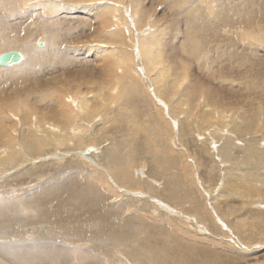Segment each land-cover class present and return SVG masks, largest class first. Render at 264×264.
Wrapping results in <instances>:
<instances>
[{
    "label": "bare ground",
    "instance_id": "1",
    "mask_svg": "<svg viewBox=\"0 0 264 264\" xmlns=\"http://www.w3.org/2000/svg\"><path fill=\"white\" fill-rule=\"evenodd\" d=\"M19 1H23V6H25V5H27V1H30V0H0V55L3 54V52L8 53L10 51H19L23 55V60L19 64H15L12 66L0 65V73H2V76L5 78H6V76H8V77L11 76L12 78H14V81H20L23 83V82H29L30 81V80H28V79H30L28 76L30 74H32V76H36L35 80H37V76H40V75L44 76L45 71L48 67H51L54 70V67L57 63L54 62L55 58H53L52 56L56 52H58V53L60 52L59 50L61 49V47L58 50V43H59L58 41L59 40L61 41V36L57 33H54L51 36V38L49 39V42L46 43L47 47H45L44 49H42L45 46V43H43V42H41L42 43L41 47H38L39 42L34 44V46L29 41L26 42L25 44L21 43L20 41L21 40L23 41L24 38L23 39L18 38L19 34L22 31L21 27L19 26L20 25L19 22L24 24L29 20L33 21L35 18H33V16H32V11L28 14H25V15L24 14L20 15L18 13ZM46 1H49V0H46ZM51 1H59V0H51ZM51 1H50V4H52ZM105 1H107V0H105ZM133 1H141V0H133ZM169 1H172V3H173L174 1H184V0H169ZM190 1H192V0H190ZM195 1H200L201 3H205L207 6V8H206L207 10H204V8H196L194 11L189 9V10H184L181 13V15L185 18L187 25L198 34V36H196V39L198 40L197 43H194V41L192 39H189V41H188L189 45L187 43L185 46L186 47L188 46V48L191 50L195 49L197 51V53L201 54V56L204 58L209 57V54L212 55L214 53V49H215L214 47L215 46L217 47V49H219L220 47H223V46H226L229 44H231L230 46L234 45L233 43H230L228 41H224L223 39H219L217 42H215V40L209 41V39L206 36V34L209 33L208 31H210L211 33H215L216 35L220 36L219 34L222 33L223 28H230L229 30L226 29L227 33H231L232 30L238 31L237 25L240 21L243 22L242 25H244V27H247L250 24L249 22H252L251 18H255L256 20H264V0H195ZM214 1H217V2H214ZM221 1H223V2L221 3ZM239 1H241V2H239ZM253 1H258L259 3H262L263 6L257 5V7L254 8L253 6H255L256 4ZM97 2L98 1H96L95 3H97ZM101 2H102V0H101ZM107 2H109V0ZM103 4H105V6L104 5L102 6L99 4L95 5L91 9V11H96L97 10L96 7H98V11L94 12V13H96L97 16L99 14L100 15L108 14L107 11L111 7H109V5H106V3H103ZM214 4H216V6H213ZM106 6H108L109 8H107ZM188 6H190V5H188ZM258 6H260L261 8H259ZM116 8H117V6H116ZM216 9H225L226 15L221 16L220 11L215 12ZM133 11H134V8H133ZM135 11H136V9H135ZM229 11H230V13H229ZM35 12L37 13V11H35ZM259 12L262 13V16ZM206 13H207V16H206ZM241 14L243 16H241ZM144 15H146V14H144ZM98 18H100V17H97V19ZM142 18H144V17L140 16L137 19L138 25H139V22L141 23ZM209 18H213V19H209ZM237 21H239V22H237ZM142 24H143V22H142ZM258 25H260V24H258ZM140 28H141V26H140ZM33 33L41 34L42 33L41 26H39V27L37 26L33 30ZM28 34H29V32L27 31L26 34L24 33L22 35V37H27ZM143 37H148L146 39L145 38H143V39H145V42L146 43L148 42V44L151 47L147 50L149 55L150 56L155 55L157 51H155V49H154V44H153L154 42H152V43L149 42V40H150L149 37H154V36L148 35V36H143ZM27 39H28V37H27ZM258 39H259V37H258ZM139 40H140V38H139ZM141 43H142V41H141ZM225 43H226V45H225ZM142 47L145 49L148 48L143 43H142ZM190 47H192V48H190ZM40 49H42V50H40ZM103 49H104V47H103ZM231 49H232V47H229V50H231ZM106 50H107V48H106ZM98 51H99V49H98ZM163 54H165V53H163ZM247 57L252 58L251 56H247ZM141 60H143V59H141ZM156 60L159 61L160 63H162V60L160 59L159 54H156ZM218 60H219V58L217 57V54H216V57L213 58V62H218ZM125 64H126V62H125ZM125 64H123V66ZM165 64H164V66H162V69L160 67L161 71H160V73L158 71L159 75L157 77H159V76L162 77V75L167 74L169 76V78H172V74L169 71V69L171 67L168 68V66H167L168 64L167 65H165ZM119 65H122V64L119 63ZM254 65H256V63H254ZM152 67H153V65H152ZM120 68H121V66H120ZM144 68H145V70L147 69L146 67H144ZM82 69H84V68H82ZM77 72H79V70ZM129 72H131V71H129ZM138 72L139 71H137L136 73L138 74ZM176 73H177V71H176ZM252 73H253V71H252ZM97 74H100V73H97ZM139 75H141V74H139ZM174 75H176V74H174ZM182 76H183V74H182ZM252 76L253 75H249L248 77H252ZM61 77H62V75H61ZM99 78H100V76H99ZM178 78H179V76L175 79L177 80ZM251 79H253L254 81L250 82V85H251L250 87L256 88L257 81H255V80H257V79H254V78H251ZM2 80H3V78L1 77L0 81H2ZM57 80L58 81H54L55 82L54 85L58 89V87L62 83L60 81L61 84H58L57 82H59L60 79H57ZM168 80H171V79H168ZM178 80H180V78ZM178 80H177V83H178ZM261 80H263V78H261ZM120 81H122V80L120 79ZM71 82H72V80H71ZM45 84H47V82ZM45 84L41 83L40 85H42V87L44 88V86H47ZM48 84L51 85L52 82H51V84L50 83H48ZM76 84H74V85H76ZM155 84H156V82H155ZM175 84H176V82L174 83V88H176ZM82 85H84V83ZM117 85H119V83H117ZM169 85H171V84H169ZM169 85H168V87H170ZM190 85L192 87V84H190ZM171 86H173V85H171ZM125 87L128 90L127 95H129V97H130V95L131 96L138 95V94H136V92L138 90H137V87L134 83L131 84V82H130ZM10 88L11 87H9V89ZM56 88H55V90H56ZM123 88H122V90H123ZM185 88H186V86H185ZM13 89H12V92H13ZM21 89L22 88H20V90L19 89H16V90L21 91ZM34 89H36V88H34ZM67 89L69 90V86H67ZM100 89H102V88L100 87ZM165 89H166V87H165ZM167 89H169V88H167ZM24 90H25V88H24ZM29 90H31V89H29ZM122 90H121V92H122ZM158 90H161V89H158ZM164 90H162V91H164ZM19 91H18V93L20 94ZM155 91H156V89L154 90V92ZM193 91H195V90H193ZM55 92H54V94L58 95ZM156 92H158V91H156ZM159 92H161V91H159ZM174 92H175V90H174ZM242 92H243V90H242ZM102 93H103V91H102ZM8 94L9 95H7V98H6V100L8 102H13V99L17 98V97L14 98L15 95L17 96V94H15V93L10 92ZM19 94H18L17 100L19 99V96H20ZM27 94H29V93H27ZM27 94L26 95L22 94L23 95V97H22L23 101H21V102H25V103L29 102V98H28ZM93 94L94 93H91V96ZM143 94H144V92H143ZM181 94H184V93L181 92ZM189 94H191V93H189ZM196 94H199V93L197 92ZM208 94H210V93L208 92ZM41 95H40V97H42V100H40V101H42L43 104H44V102H46L45 100H49L52 97L50 94L44 95V93H43ZM70 95H69V97H70ZM171 95L169 97H171ZM204 95H205V93H204ZM103 96H105V98H106L108 95H107V93L106 94L104 93ZM181 96H183V95H181ZM73 97L75 98L74 95H73ZM87 97H89V96H87ZM263 97H264V95H263ZM52 98H54V97H52ZM55 98H54V100H55ZM102 98H104V97H102ZM151 98H152V96H151ZM162 98H163V100H165L164 97H162ZM171 98H173V97H171ZM182 98H185V97H182ZM250 98H248V100ZM3 99H4V97H3ZM127 99H129V98H127ZM168 99L169 98H167V100ZM34 100L37 101L36 99H34ZM56 100H57V98H56ZM94 100H97V99H92L93 103L95 102ZM109 100H110V98H109ZM175 100L177 101V99H175ZM183 100L186 101V99H183ZM52 101H51L50 105H52ZM60 101H61V99H60ZM147 101H145V102L147 103ZM153 101H155V100H153ZM180 101H181V99H180ZM217 101H218V99H217ZM47 102H49V101H47ZM67 102H69V101H67ZM72 102H74V101H72ZM89 102H91V101H89ZM102 102H104V101H101V103ZM108 102H110V101H108ZM219 102L223 103L222 101H219ZM30 103L29 104L27 103V104L31 105ZM38 103H39V101H38ZM136 103H137V100L133 99V104L136 105ZM208 103H209V101H207V104ZM217 103H215V105ZM14 104H15V102H14ZM33 104H35V103H33ZM90 104H92V103H90ZM128 104H130V103H128ZM17 105H19V104H17V101H16V107H17ZM20 105H21V103H20ZM83 105H84V103H83ZM87 105H89V104H87ZM14 106L11 105L12 108ZM213 106L211 105V107H213ZM220 106H221V104H219L218 107H220ZM6 107H7L6 111L10 110V108L8 109V106H6ZM33 107H35V106H33ZM45 107L47 108L48 106H45ZM76 107H77V105H76ZM88 107H90V105ZM199 107L200 106L198 105V108ZM211 107H209V108L212 109ZM222 107H224V106H222ZM27 108H30V107L28 106ZM50 108H47V109H50ZM59 108L53 106L52 109H50L51 114L53 111H56ZM22 109H23V107H22ZM31 109H32V107H31ZM36 109H37V107H36ZM36 109H35V112H36ZM39 109H41V108H39ZM80 109L84 112L85 108L84 109L80 108ZM87 109L88 108H86V110ZM104 109H106V108L103 104L102 105L96 104V106L93 105V108L88 109L87 112H84L83 116H84V118H86L89 121L90 115H96L98 112H101ZM14 110L17 111L16 108ZM46 110H44V111H46ZM76 110L73 113H75ZM78 110H79V108H78ZM204 110L205 109H203L202 112ZM216 110H215V112H216ZM21 111L19 110V112H21ZM130 111H131V109H130ZM208 111H209V109H208ZM257 111H260V110L257 109ZM1 112L2 111L0 109V114H1ZM10 112H11V110H10ZM59 112L60 111H58L57 113L55 112V115L59 114ZM181 112H183V111H181ZM199 112H200V110H199ZM224 112H226V111L224 110ZM7 113H8V111H7ZM11 113H8V114H11ZM15 113H17V112H15ZM31 113L33 114V111ZM61 113L59 114V116L61 115ZM88 113H90V114H88ZM183 113H185V112H183ZM197 113H198V111H197ZM210 113H211V111H210ZM210 113H203V114H201V116L197 117L198 118L197 124L199 126H196V127L199 130H203V128H207V126H210L211 124H217V127H215V129L222 127L221 123L217 122L215 120V118L212 116L213 112H212V114H210ZM26 114H28V113H26ZM26 114H24V112H23L24 116H26ZM193 114H194V112H193ZM251 114H253V113H251ZM4 115H5V113L0 117V127L1 128L4 127V131H2L3 133H5V131H6L5 129L8 128V127L6 128L7 124H5L6 118L4 117ZM13 115H15V114H13ZM16 115L19 116L18 113ZM29 115L26 117H24L22 115H20L19 117L17 116L18 118H21L20 119L21 121L20 120L19 121L22 122L23 125L20 124V125H22V127L23 126L27 127V125H29V123L27 124ZM39 115H41V113L38 114V116ZM80 115H81V113H80ZM80 115H78V113H77L76 116H80ZM196 115H194V116H196ZM225 115H224V118H225ZM229 115H230V118L232 119L231 121L233 123V124H231L232 126L230 127V130H232V132H234V134H236V135L230 134V136H234L235 139L238 138L239 140H241L242 145H243V142L245 143V141L246 140L247 141H246V147L244 148V150L241 148L239 150L237 149L238 151H236V153H232V150L235 149V148H233V146H236V144L233 145L231 140H225V141H224V139L222 140V142L223 141L224 142H223V144L221 143L222 146H219L220 147L219 148V155L223 158L224 161H226L228 163V165L225 167V169L227 170L226 174L223 175L222 179H221V176L219 175L220 171H217L215 168H214L215 170H212L211 169V167H212L211 163L208 162L209 160L207 161L206 159L201 158V157L199 158L197 164H198V167L201 169L202 174L199 176V179H195L196 177L192 178L194 176L191 177V173L189 171L187 172V170H186L188 165L183 166V167L180 166L181 163H180L179 159H181V161H183V158H180L181 156L183 157V155H181V156L178 155V156H180L178 159V156L175 155L173 151L169 152L166 149H164V154L161 157H159L157 154H155L151 151V149L149 148L150 146H148V144L143 139H141L140 137L139 138L134 137V136L132 138L126 137L124 140L125 142L124 141L120 142L119 145H117L116 147H113V148H108L105 150V152H103L104 149L103 150L100 149L101 151L99 149L98 150H95V149L94 150H87L86 149V151L81 152L79 150V147L84 146V145L87 146L86 144H88L92 141L94 142V140H96V141L98 140L95 137V134L97 133L96 132L95 134H93L92 136L90 135V137H87V138H80V135H81L80 134L78 136L79 138L76 137L75 138L76 140L74 142L70 141L71 147L69 149H67L69 151V154L62 155V154H60V151L57 152V150H56V152H57L56 156L65 158V160H67L69 158H70V160H73V158L78 159L77 160L78 162L71 161L70 164H68L67 166L58 168L59 174L55 177H50L49 174L47 173L48 171H45L44 175H40L41 172H33L31 170V172H33L34 176L38 177L39 179H41L42 177L43 178L45 177V179L41 182V184H39L35 188L28 190L22 194H17L18 192L16 193L14 189H16V187L22 188V185L24 182L28 183L29 180L31 179L30 178L31 172H30L29 168H26L25 170L20 171V172H16V173H13L12 171H10V170H12L11 168L13 166L14 160L16 158H19L18 160H20V159L22 160V158H21L22 156H20L21 154L15 150L13 153L18 152L19 157L11 155L9 148H11V147L14 148V146L9 141H11L12 139L9 140V138H8V141H7V139H5L8 142V144H11L12 146L11 145L9 146L6 143V141H5V143L3 142L6 145H4L3 143L0 144V145H2V147L0 146V148H1L0 163H3V165L1 164L2 166L0 165L1 166L0 169H3V170H0L1 171L0 176L2 174L7 175L6 178H4V176H3L2 179H0V190H5V193L0 192V264H246L247 262L252 261V260L264 261V210H262L261 205H257V203H263L264 202V173H263V169H261V167H263V165H264V148H259L260 145L257 146V142L259 140L258 137L260 134L258 135L254 131L255 124L250 119L252 117V115H251V117L249 116L250 118L243 119V121H241V119L239 120V116H241V115H238V117L236 119H235L236 115L233 112ZM31 116H33V115H31ZM73 116H72V118H73ZM132 116H133V114H132ZM222 116H220V117H222ZM54 117L55 116L53 115V117L50 119V121L54 122L53 123L54 126L52 127V129H50L51 130L50 133H51L52 139L54 138V141H53L54 144L58 145V147H62L65 143L62 142L63 136L62 137L60 136L61 135L60 130L65 129L66 127L69 130L70 129L69 125L72 128V125H74V123L72 122L73 119L71 121L70 117H69V119L61 118L58 120L57 116H56L57 119ZM61 117H64V116H61ZM25 118H27V119H25ZM230 118H229V120H230ZM42 119H44L43 116H42ZM153 119L155 120V118H153ZM226 119H227V117H226ZM226 119H225V121H226ZM37 120L39 122V119H37ZM46 120H47V118H46ZM172 120L174 121V119H172ZM100 121H102V120H100ZM29 122L32 123L33 121L31 122L29 120ZM38 122L36 121V124H34L35 125L34 127H36ZM43 122L47 123V121H45V120ZM43 122H41V123H43ZM41 123L39 126H41V125L44 126V124H41ZM49 123L50 122H48V124ZM143 123H144V121L142 122V124ZM147 123H149V122H147ZM153 123H154V121H153ZM155 123H157V122H155ZM189 123H191V122H189ZM262 123H263V121H262ZM157 125H159V123L155 124L154 128ZM194 125H195V123H194ZM194 125H191V126H194ZM39 126H37L36 128L38 129ZM75 126L77 127V125H75ZM75 126H73V127H75ZM34 127L32 125L31 129L32 128L34 129ZM86 127H87L86 125L81 124L78 127V130H75L76 133L75 132L74 133L77 134V132H81L82 130L86 129ZM111 127H113V126H111ZM138 127H139V125H138ZM145 127H147V126L145 125ZM160 127L161 126H159V128ZM44 128H45V126L43 127V129ZM114 128H112V129H114ZM25 129H26L25 131H22V129L20 127V131H22L21 135L18 134L19 129L16 131L14 130V132H15V134H18L20 136V138H19L20 144L22 145L25 154H28V156L32 157L33 159L37 158L40 156V150H41L40 146L37 142L38 139H36L35 135H33L30 132V128H29V130H27V128H25ZM37 129H35V130L37 131ZM43 129L41 128V131H43ZM98 129H100V128H98ZM147 129H149V128H147ZM23 130H24V128H23ZM68 130H67V132H68ZM71 130H73V129H71ZM159 130H157V131H159ZM41 131H39V132H41ZM137 131L139 132V130H137ZM148 131H150V130H148ZM160 131H162V130H160ZM212 131H213V133H214V131L216 133V130H212ZM9 132H11V131H9ZM166 132H167V130H166ZM197 132H199V131H197ZM260 132H262V127H261V130L259 131V133ZM37 133H36V136H38ZM66 133H64V134H66ZM70 133H71V131H70ZM110 133H112V132L110 131ZM153 133H155V132L153 131ZM204 133H206L205 129H204ZM204 133L202 131V134H204ZM210 133H212V132H210ZM221 133H223V132H221ZM44 135H48V134L44 133ZM155 135H157V134H155ZM130 136H132V135H130ZM151 136H149V137H151ZM180 136H181L182 141H185V138L188 139L189 129L187 127V124L186 125L181 124L180 135L178 137H180ZM190 136H191V134H190ZM216 136H218V135H216ZM10 137H11V135H10ZM73 137L74 136H72V138ZM234 137H233V139H234ZM45 139H47V138H45ZM214 139H216V137H214ZM112 140H114V139H112ZM136 140H137V143L142 141L141 145H140V154H143V153L148 154L149 152H151V154L150 153L149 154L152 155L151 159L153 161V162L152 161L150 162V164H152V166H150V167L148 166V169L145 170V174L142 173L141 176L137 179H135L130 168L133 167L134 158L138 157V155L135 154L134 150L128 149V144H132V143L136 142ZM197 140L198 139L196 138V142H197ZM210 140L213 141V139H210ZM49 141H50V139H49ZM118 141H119V138H118ZM41 142L44 143L43 141H41ZM103 142H105V141H103ZM205 142H207V141H205ZM14 143L16 144V142H14ZM106 143H107V140H106ZM114 143H116V142H114ZM233 143H235V142H233ZM187 144H188V142H187ZM202 146H204V145H202ZM22 147H20V148H22ZM84 147L82 149H84ZM20 148H18V149H20ZM91 151L95 152L96 154L98 152L97 156L92 154ZM181 151H183V150H181ZM46 153L52 154L51 151H48ZM240 153L243 155H241ZM54 154H52V155H54ZM26 159H27V157H26ZM142 160L143 159H141V161ZM16 161H17V159H16ZM147 161H149V158L147 159ZM87 162H90L91 164L93 163L95 165V167L98 166L101 169L104 167L105 169H102L104 171V173H102V174L110 177V180L115 185L114 186L115 188H113L112 185H110L112 182L109 184L110 186L107 185L108 183H106L107 186H104L103 183L101 184V182L99 183V181H97L99 178L98 179L96 177L94 178V176L96 174L94 176L92 175L94 173L93 171H92L93 173L87 172L88 169L86 171V168L84 167V164H86ZM39 163L42 164L41 169L45 170V168H46L45 163L43 161H40ZM146 163H149V162H146ZM139 164H138V166H139ZM143 164H144V162H143ZM150 164H148V165H150ZM182 165H184V164H182ZM140 166H142V165L140 164ZM139 168H137V169H139ZM176 168H178V169L180 168L184 173H189L190 177H189V174L187 176V174L183 175V174L178 173V172L174 173L173 170ZM30 169H31V167H30ZM141 169L139 170L140 172L143 171V169L142 170ZM139 171H137V172H139ZM50 172H53V171H50ZM135 175H137V174H135ZM218 182H219V184H217ZM212 187H214V188H212ZM6 195L11 196V197H7ZM66 196H67V198H65ZM119 198H120V200H119ZM120 201H122V202H120ZM254 204H256V205L254 206ZM149 215H152V216L149 217ZM201 233H204V234H201ZM84 245H87V246H84ZM237 249H240V250H237Z\"/></svg>",
    "mask_w": 264,
    "mask_h": 264
},
{
    "label": "rangeland",
    "instance_id": "2",
    "mask_svg": "<svg viewBox=\"0 0 264 264\" xmlns=\"http://www.w3.org/2000/svg\"><path fill=\"white\" fill-rule=\"evenodd\" d=\"M45 1L46 0H30V1H27V5H25V6H23V1H19L18 13L20 15H23V14L25 15V14H28L32 11V16L35 19L33 21L29 20L24 24L19 22L20 23L19 26L21 27L22 31L19 34L18 38L19 39L24 38L23 41L22 40L20 41L21 43L25 44L26 42L29 41V42H31V44L33 46L37 42H43V43H45V46L42 49H44L45 47H47L46 43L49 42V39L51 38V36L54 33L59 34L61 36V41L59 40L58 42L61 45L58 43V50L60 49V47H61V49L59 50L60 51L59 53L56 52L52 56L53 58H55L54 62L57 63L54 67V70L51 67H48L45 71L44 76H42V75L37 76V80H35L36 76H32V74H30V75H28L30 78L28 80H30V81L29 82H23V83L20 81H14V78H12L11 76H9V77L6 76V78H5L2 76V73H0V78L1 77L3 78V80L0 81V103H1L0 109L2 111L1 112L2 115L5 113V115H4V117L6 118L5 124H7V125L9 124L8 126L6 125V128L8 127L7 128L8 130L5 129L6 130L5 133L2 132V131H4V127H2V128L0 127V131H1L0 132V144H2L3 142L5 143V141H6L5 139H7V141H8V138H9V140L12 139L11 141H9L14 146V148L13 147L9 148L11 155L19 157V154H18V152H19L21 154L20 156H22L21 157L22 160L21 159L18 160L19 158H16L17 161H16V159L14 160L13 166L11 168L12 170H10V171H12L13 173H16V172L23 171L26 168H29L30 172L32 170L33 172H41L40 175H44V172L48 171L47 173L49 174L50 177H55L59 174L58 168L67 166L68 164H70L71 161L78 162L77 161L78 159L73 158V160H70V158H69V159L65 160V158L56 156L57 152L60 151V154H62V155L69 154V151L67 149H69L71 147L70 141L74 142L76 140L75 138L76 137L79 138L78 136L80 134L83 136L82 137L80 135V138H87V137H90V135L92 136L93 134H95L97 132L95 134V137L99 141L97 140L98 141L97 142L96 140H94L95 143L92 141V142L86 144L89 148L85 145H84L85 147L84 146L79 147V150L81 152L86 151V149L87 150H94V149L95 150H98V149L103 150L104 149L103 152H105L106 149L113 148V147H116L117 145H119V143L123 142L126 137H130V138H132L133 136L138 137V138L140 137L141 139H143L148 144V146H150L149 148L151 149V151L153 153L157 154L159 157H161L164 154V149H166L169 152L173 151L174 154L177 156L183 155V157L178 156V159H179V157L183 158V161H181V159H179V161L181 163L180 166L183 167V166L188 165L186 170H187V172L189 171L191 173V177L194 176L192 178L196 177L195 179H199V176L202 174L201 169L198 167V164H197L199 158L201 157V158L206 159L207 161L209 160L208 162L211 163V166H212L211 169L212 170L216 169L217 171H220V174L219 173L218 174L221 176V179H222L223 175L226 174L227 170L225 169V167L228 165V163L226 161H224L223 158L219 155V148H220L219 146H222V144L225 140H231L233 145L236 144V146H233V148H235V149L232 150V153H236V151H238L241 148L244 150V148L246 147V141H247L246 140L245 143L243 142V145H242L241 140H239L238 138L235 139L234 136H230V134L236 135V134H234V132H232V130H230V127L232 126L231 124H233V123L231 121L232 119L230 118L229 114H231L232 112L236 115L235 119L238 117V115H241V116H239V120L241 119V121H243V119H245V118H250L252 115V117L250 119L255 124L254 131L258 135L260 134L258 137L259 140L257 142V146L260 145L259 148H264V120H263L264 119V105H263L264 104V97H263V95H264V20H256L255 18H251L252 22H249L250 24L247 27H244V25H242V23H243L242 21H240V22L237 21V22H239L237 25L238 31L232 30L231 33H227L226 29L229 30L230 28H223L222 33L219 34L220 36L216 35L215 33H211L210 31H208L209 33H207L206 36L209 39V41L215 40V42H217L219 39H223L224 41H228L230 43H233L234 45L230 46L231 44L226 45V43H225L226 46L220 47L219 49H217V47L215 46L214 47L215 48L214 53L212 55L209 54V57L204 58L201 56V54H198L195 49L191 50L188 48V46L187 47L185 46L188 43L189 39H192L194 41V43H197L198 40L196 39V36H198V34L187 25L185 18L181 15V13L184 10H189V9L192 11H194L196 8H204V10H207L206 4L201 3L200 1L184 0V1H174L173 3H172V1H169V0H141V1L109 0V2H107L108 0L107 1L102 0V2H101V0H59V1L49 0L46 2ZM50 1L52 2V4H50ZM96 1H98V2L95 3ZM214 2H217V1H214ZM222 2L223 1H221V3ZM239 2H241V1H239ZM253 2L256 4L255 6H253L254 8L257 7V5L263 6V4L259 3L258 1H253ZM103 3H106V5H109V7H111L110 8L111 10L109 9L107 11L108 14H106V15H104V14L100 15L99 14L97 16L96 13H94V12L98 11V7H96L97 8L96 11H91V9L97 4L105 6V4H103ZM188 5H190V6H188ZM116 6H117V8H116ZM213 6H216V4H214ZM260 6H258V7L261 8ZM106 7L109 8L108 6H106ZM133 8H134V11H133ZM135 9H136V11H135ZM35 11H37V13ZM216 11H218V12L220 11L221 16L226 15L225 9H216L215 12ZM229 13H230V11H229ZM144 14H146V15H144ZM260 14L262 16V13H260ZM138 16L144 17V18H142L141 23L139 22V25L137 23V19L139 18ZM206 16H207V13H206ZM241 16H243V15L241 14ZM97 17H100V18L97 19ZM209 19H213V18H209ZM142 22H143V24H142ZM258 24H260V25H258ZM37 26L38 27L41 26V30H42L41 34L33 33V30ZM140 26H141V28H140ZM27 31L29 32V34L27 36L28 39H27V37H22V35L24 33L26 34ZM148 35L154 36V37H149L150 38L149 42H151V43L154 42L153 43L154 49H155V51H157L156 54L160 55V59L162 60V63H160L159 61L156 60V54L152 55V56L149 55L147 50L151 47L148 44V42L147 43L145 42V39L148 37H143V36H148ZM138 37L140 38V40ZM258 37H259V39H258ZM143 38H145V39H143ZM141 41L145 46L148 47L147 49L142 47ZM188 45H189V43H188ZM103 47H104V49H103ZM229 47H232V49L229 50ZM97 48L99 49V51L100 50L101 51L99 52ZM106 48H107V50H106ZM190 48H192V47H190ZM42 49H40V50H42ZM3 53H5V52H3ZM163 53H165V54H163ZM216 54H217V57L219 58V60H218V62H213V58L216 57ZM247 56H251L252 58H248ZM140 58L143 60H141ZM125 62H126V64H125ZM119 63L122 65H119ZM254 63H256V65H254ZM123 64H125V65L123 66ZM164 64L165 65L168 64L167 65L168 68L171 67L169 69V71L172 74V78H169V76L167 74L162 75V77L159 76L160 78L157 77L159 75L161 69H162V66H164ZM152 65L154 68L152 67ZM120 66H121V68L122 67L123 68L121 69ZM143 66L146 67L147 69L145 70V68ZM160 67H161V69H160ZM82 68H84V69H82ZM78 70H79V72H77ZM129 71H131V72H129ZM137 71H139V72L141 71V72L140 73L138 72V74H137L136 73ZM158 71H159V73H158ZM176 71H177V73H176ZM252 71H253V73H252ZM97 73H100V74L102 73V74L100 75ZM139 74H141V75H139ZM174 74H176V75H174ZM182 74H183V76H182ZM61 75H62V77H61ZM249 75H253V76L248 77ZM99 76H100V78H99ZM178 76H179L180 80H178L179 79L178 78L177 79L178 83H177V80L175 78H177ZM68 77L69 78L71 77V78L69 79ZM167 78L171 79V80H168ZM251 78L257 79V80H255V81H257L256 88L250 87L251 86L250 82L254 81ZM261 78H263V80H261ZM57 79H60L59 82H57L58 84L62 83L59 86L60 88L58 87V89L54 85V83H55L54 81H58ZM120 79L122 81H120ZM71 80H72V82L73 81L74 82L72 83ZM60 81H61V83H60ZM46 82H47V84H45ZM51 82L54 86L51 84ZM130 82H131V84L134 83L136 85L137 90H138L136 92V94H138V95H135V96L130 95V97H129V95H127L128 90L125 86H127V84ZM155 82H156V84H155ZM175 82H176V84H175L176 88H174ZM41 83L45 84L47 86H44V88H43L42 85H40ZM48 83H50L52 86L49 85ZM83 83H84V85H82ZM117 83H119V85H117ZM74 84H76V85H74ZM169 84H171L173 86H171ZM190 84H192V87ZM168 85L170 87H168ZM67 86H69V90L67 89ZM185 86H186V88H185ZM9 87H11L10 88L11 90L9 89ZM100 87L102 89H100ZM121 87L122 88L124 87L123 90ZM165 87H166V89H165ZM20 88H22L21 91H19ZM24 88H25V90H24ZM34 88H36V89H34ZM55 88H56V90H55ZM167 88H169V89H167ZM12 89H13V92H12ZM16 89H19L18 91L20 92V94L18 93V91ZM29 89H31V90H29ZM120 89L122 90V92ZM155 89H156V91H158V92L161 91V92H159V93L156 91L154 92ZM158 89H161V90H158ZM171 89L172 90L174 89L175 92H174V90L172 91ZM36 90L37 91L39 90V91L37 92ZM162 90H164V91H162ZM193 90H195V91H193ZM242 90H243V92H242ZM102 91H103V93H102ZM10 92L17 94V96L15 95L14 98L15 97L18 98V94H19L20 95L19 99L17 100V98H16V99H13V102H8L6 100V98H7V95H9L8 93H10ZM54 92L58 95H55ZM143 92H144V94H143ZM181 92L184 94H181ZM186 92L188 94L189 93H191V94L188 95ZM197 92L199 94H196ZM208 92L210 94H208ZM27 93H29V94H27ZM43 93H44V95L50 94L52 97H54V98L56 97L57 100H56V98L54 100V98L51 97L52 98V99L50 98L51 100L50 99L45 100L46 102H44V104H43L42 101H40V100H42V97H40V95ZM91 93H94V94L91 96ZM104 93L105 94L107 93V95L109 97L107 96L108 98L107 97L105 98V96H103ZM204 93L206 96L204 95ZM22 94H25V95L27 94V96L29 98V102H26V103L21 102V101H23V98H22L23 95ZM84 94L85 95L87 94V95L85 96ZM69 95H70V97H69ZM73 95L75 96V98L73 97ZM170 95L173 98L169 97ZM181 95H183V96H181ZM87 96H89V97H87ZM151 96H152V98H151ZM161 96L164 97V99L166 101L163 100V98ZM3 97L7 102L3 99ZM102 97H104V98H102ZM166 97L169 99L167 100ZM182 97H185V98H182ZM109 98H110V100H109ZM127 98H129V99H127ZM248 98H250V99L248 100ZM32 99L33 100L36 99L37 101H35V100L33 101ZM60 99H61V101H60ZM92 99H97V100H94L95 102L93 103ZM133 99L137 100L136 105L133 104ZM152 99L155 101H153ZM175 99H177V101ZM180 99H181V101H180ZM183 99H186V101H184ZM217 99H218V101H217ZM16 101H17V104H19V105H17V107H16ZM38 101H39V103H38ZM47 101H49V102H47ZM51 101H52V105H50ZM67 101H69V102H67ZM72 101H74V102H72ZM89 101H91V102H89ZM101 101H104V102L101 103ZM108 101H110V102H108ZM145 101H147V103ZM207 101H209L208 104H207ZM219 101H222L223 103L224 102L225 103L223 104ZM14 102H15V104H14ZM217 102L219 104H221L220 107H218L219 104ZM20 103H21V105H20ZM27 103L28 104L30 103L32 106L28 105ZM33 103H35V104H33ZM83 103H84V105H83ZM86 103L89 104L90 107H88L89 105H87ZM90 103H92L94 106H96V104H101V105L103 104L106 109L102 110L101 112H98L96 115H90L89 121H88L86 118H84L83 114H84V112H87L88 109L93 108V105ZM128 103H130V104H128ZM215 103H217V104L215 105ZM210 104L212 106L213 105L214 106L211 107ZM11 105L12 106L15 105L14 107L16 108L17 111H15L14 110L15 108L14 107L12 108ZM27 105L30 108H27L28 107ZM76 105H77V107H76ZM198 105L200 106L199 107L200 109L198 108ZM6 106H8V109L10 108L11 112L13 110L14 111L11 113L10 110H7L8 113H11V114H8L6 111V109H7ZM33 106H35V107H33ZM45 106H48L47 108L51 107L50 109H52L53 106H55L57 108L60 107V108L57 109L56 111H53L51 114V112H50L51 110L47 109ZM68 106L70 108L72 106L73 107L75 106V107L74 108L72 107L70 109ZM222 106H224V107H222ZM22 107H23V109H22ZM31 107H32V109H31ZM36 107H37V109H36ZM209 107H211L212 109H210ZM34 108L36 109V112H35ZM39 108H41V109H39ZM78 108H79V110H78ZM80 108H83V109L85 108L84 112ZM86 108H88V109L86 110ZM202 108L205 109L203 112H202V110H203ZM213 108L215 110L217 109L216 112ZM18 109L20 111L21 110L22 111L19 112ZM43 109L44 110L47 109L46 110L47 112L44 111ZM130 109H131V111H130ZM208 109H209V111H208ZM257 109L260 111H257ZM31 110L33 111V114L31 113L32 112ZM75 110H76V112L73 113ZM199 110H200V112H199ZM224 110L226 112H224ZM58 111H60L59 114L62 112L60 116H59V114L55 115V112L57 113ZM69 111L70 112L72 111L71 112L72 114ZM181 111H183L185 113H183ZM197 111H198V113H197ZM210 111H211V113H210ZM15 112H17L19 114V116L20 115L24 116L23 112H24V114L28 113V114H26V116H28L30 114L28 117V121H27V124L29 123V125H27V127H25V126L22 127L23 124H22V122H20L21 118H18L19 116L16 115L17 113H15ZM193 112H194V114H193ZM212 112H213V114H212ZM37 113L38 114L41 113V115L38 116ZM77 113H78V115H80V113H81V115L76 116ZM203 113L212 114V116L215 118V120L217 122L221 123L222 127L215 129V127H217V124H211L210 126H207V128H203V130H199L196 127V126H199L197 124V122H198L197 117L201 116V114H203ZM251 113H253V114H251ZM13 114H15V115H13ZM88 114H90V113H88ZM132 114H133V116H132ZM31 115H33V116H31ZM53 115L55 116L54 118H56V116H57L58 120L61 118L69 119V117H70L71 121L73 119L72 122L74 123V125H72V128L69 125V127H70L69 130L67 127L63 130H60L61 131L60 136L61 137L63 136L62 142L65 143L62 147H58V145L54 144V142H53L54 138L52 139V136L50 133L51 132L50 129H52V127L54 126L53 125L54 122L50 121V119L53 117ZM71 115L72 116L74 115L73 118ZM194 115H196V116H194ZM219 115L220 116L223 115V116L220 117ZM224 115H225V118H224ZM26 116H24V117H26ZM42 116L44 119H42ZM61 116H64V117H61ZM226 117L228 120L226 119ZM36 118L39 119V122ZM46 118H47V120H46ZM153 118H155V120ZM229 118H230V120H229ZM25 119H27V118H25ZM172 119H174V121ZM225 119H226V121H225ZM29 120L31 122L32 121L33 122L30 123ZM44 120L47 121V123L43 122ZM100 120H102V121H100ZM36 121L39 123V124L37 123L36 127L39 126L41 122H43L41 124H44V126L47 130L45 128L43 129V127H44L43 125L39 126L38 129L36 127H34L35 126L34 124H36ZM143 121H144V123L142 124ZM153 121H154V123L155 122L159 123V125L155 126L156 129L154 128V125L157 123L154 124ZM262 121H263V123H262ZM48 122H50V123L48 124ZM147 122H149V123H147ZM189 122H191V123H189ZM194 123H195V125H194ZM20 124H22V125H20ZM31 124L33 125L34 129L33 128L31 129V127H32ZM81 124L86 125L87 126L86 129L82 130L81 132H77V134H75L76 133L75 130H78V127ZM181 124H184V125L187 124V127L189 129V136H188V139L185 138V141L181 140V136L178 137L180 135ZM75 125H77V127ZM138 125H139V127H138ZM145 125L147 127H145ZM191 125H194V126H191ZM73 126H75V127H73ZM111 126H113V127H111ZM159 126H161V127L159 128ZM20 127H21L22 131H25L26 130L25 128H27V130H29V128H30V132L33 135H35L36 139H38L37 142H38L40 149H41L39 157L33 159L32 157H29L28 154H25L23 147L20 144V140H19L20 136L18 135V134L21 135V132H22V131H20ZM97 127L100 129H98ZM261 127H262V132L259 133V131L261 130ZM23 128H24V130H23ZM41 128L43 129V131H41ZM112 128H114V129H112ZM147 128H149V129H147ZM15 129L16 130L19 129L18 134H15V132H14ZM35 129H37V131ZM66 129L68 130L69 133L67 132ZM71 129H73V130H71ZM159 129L162 131H160ZM204 129H205L206 133H204ZM137 130H139V132ZM148 130H150V131H148ZM157 130H159V131H157ZM166 130H167V132H166ZM212 130H216L217 134L215 133V131H214V133H215L214 134ZM9 131H11V132H9ZM39 131H41V132H39ZM70 131H71V133H70ZM110 131L112 133H110ZM153 131L155 133H153ZM197 131H199V132H197ZM202 131L204 134H202ZM35 132L36 133L38 132L37 133L38 136H36ZM63 132L64 133L67 132L66 133L67 135L64 134ZM210 132H212V133H210ZM221 132H223V133H221ZM44 133H46L48 135H44ZM155 134H157L158 136ZM190 134H191V136H190ZM10 135H11V137H10ZM130 135H132V136H130ZM216 135H218V136H216ZM72 136H74V137L72 138ZM149 136H151V137H149ZM213 136L216 137V139H214ZM233 137H234V139H233ZM45 138H47V139H45ZM118 138H119V141H118ZM196 138L198 139L197 142H196ZM49 139H50V141H49ZM112 139H114V140H112ZM210 139H213V141ZM223 139H224V141L222 142ZM102 140L105 142H103ZM106 140H107V143H106ZM7 141H6V143L8 144ZM13 141L16 142V144ZM41 141H43L44 143H42ZM205 141H207V142H205ZM114 142H116V143H114ZM141 142L137 143V140H136V142H134L132 144H128V149L134 150L135 154L138 155V157L134 158L133 167L130 168L135 179L139 178L142 173L145 174V170L148 169V166L149 167L152 166V164H150V162L152 161V159H151L152 155H150L151 152H149L150 154L148 153L149 155L146 153L140 154ZM187 142H188V144H187ZM233 142H235V143H233ZM11 144H8V145L10 146ZM4 145H6V144H4ZM202 145H204V146H202ZM0 146L2 147V145H0ZM20 147H22V148H20ZM83 147L85 150L82 149ZM18 148H20V149H18ZM14 150L18 151V152L13 153ZM56 150H57V152H56ZM181 150H183V151H181ZM0 151H1V148H0ZM48 151H51L52 154H54L55 152L56 153L54 155H52V154L46 153ZM91 153L96 155V156L98 154V152L96 154L95 152H92V151H91ZM241 155H243V154H241ZM25 156L27 157V159ZM148 158H149V161H147ZM141 159H143V160L141 161ZM40 161H43L45 163V165H46L45 170L41 169L42 164L39 163ZM138 162L142 166H140V164ZM143 162H144V164H143ZM146 162H149V163H146ZM87 163L84 164L86 171L88 169L87 172H91V173L94 172L92 175L93 176L95 174L97 175V176L95 175L94 178L95 177L97 179L99 178L100 180L99 179L97 180V181H99V183L101 182V184L103 183L104 186H107L112 182L110 180V177L102 174V173H104V171L102 170V169H105L104 167L101 169L98 166H97L98 168L95 167V165L93 163L92 164L90 162H87ZM1 164L3 165V163H0V165ZM138 164H139V166H138ZM148 164H150V165H148ZM182 164H184V165H182ZM135 166L136 167L138 166L137 168H139V167L140 168L137 169ZM30 167H31V169H30ZM141 168L143 169V171L140 172L139 170ZM176 169L173 170L174 173L178 172V173H181L183 175L187 174V176L189 174V173H184L180 168L179 169L176 168ZM261 169H263V173H264V165H263V167H261ZM0 170H3V169H0ZM50 171H53V172H50ZM137 171H139V172H137ZM33 172L30 173L31 179L29 180L28 183L24 182L22 185V188L16 187V189H14L16 193L18 192L17 194H22L28 190L35 188L36 186L41 184V182L45 179V177L44 178L42 177L41 179H39L38 177L33 175ZM135 174H137V175H135ZM3 176H4V178L7 177L6 174H2L0 176L1 177L0 179H2ZM189 177H190V174H189ZM106 183H108V184L106 185ZM217 184H219V182ZM110 185H112V187L115 188L114 187L115 185L113 184V182ZM212 188H214V187H212ZM0 192L5 193V190H0ZM7 197H11V196H7ZM65 198H67V196ZM119 200H120V198H119ZM120 202H122V201H120ZM255 205L256 204H254V206ZM257 205H261L262 210H264V202L263 203H257ZM151 216L152 215H149V217H151ZM201 234H204V233H201ZM84 246H87V245H84ZM237 250H240V249H237ZM246 264H264V261L252 260V261L247 262Z\"/></svg>",
    "mask_w": 264,
    "mask_h": 264
},
{
    "label": "water",
    "instance_id": "3",
    "mask_svg": "<svg viewBox=\"0 0 264 264\" xmlns=\"http://www.w3.org/2000/svg\"><path fill=\"white\" fill-rule=\"evenodd\" d=\"M42 43H38V47H41ZM23 60V55L19 51H10L0 55V65L12 66L19 64Z\"/></svg>",
    "mask_w": 264,
    "mask_h": 264
}]
</instances>
